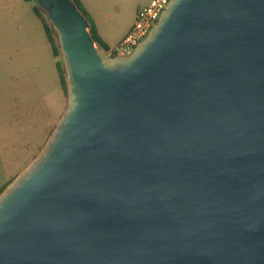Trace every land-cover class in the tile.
Listing matches in <instances>:
<instances>
[{
  "label": "water",
  "instance_id": "1",
  "mask_svg": "<svg viewBox=\"0 0 264 264\" xmlns=\"http://www.w3.org/2000/svg\"><path fill=\"white\" fill-rule=\"evenodd\" d=\"M37 2L67 103L0 191V264H264V0H170L115 57Z\"/></svg>",
  "mask_w": 264,
  "mask_h": 264
},
{
  "label": "rangeland",
  "instance_id": "2",
  "mask_svg": "<svg viewBox=\"0 0 264 264\" xmlns=\"http://www.w3.org/2000/svg\"><path fill=\"white\" fill-rule=\"evenodd\" d=\"M33 7L58 46L37 0H0V191L37 155L67 103L56 69L60 50L53 55Z\"/></svg>",
  "mask_w": 264,
  "mask_h": 264
},
{
  "label": "crops",
  "instance_id": "3",
  "mask_svg": "<svg viewBox=\"0 0 264 264\" xmlns=\"http://www.w3.org/2000/svg\"><path fill=\"white\" fill-rule=\"evenodd\" d=\"M102 41L112 47L133 25L136 11L150 0H80Z\"/></svg>",
  "mask_w": 264,
  "mask_h": 264
},
{
  "label": "built area",
  "instance_id": "4",
  "mask_svg": "<svg viewBox=\"0 0 264 264\" xmlns=\"http://www.w3.org/2000/svg\"><path fill=\"white\" fill-rule=\"evenodd\" d=\"M170 0H150L140 7L135 14L130 30L114 46L109 47L106 54L110 57L130 55L136 45L142 41L156 25L159 17Z\"/></svg>",
  "mask_w": 264,
  "mask_h": 264
},
{
  "label": "trees",
  "instance_id": "5",
  "mask_svg": "<svg viewBox=\"0 0 264 264\" xmlns=\"http://www.w3.org/2000/svg\"><path fill=\"white\" fill-rule=\"evenodd\" d=\"M25 1H29V0H25ZM72 1L76 5L78 10L82 13V15L85 17V19L87 21V25H88L87 26L88 31H89L90 35L92 36V38L94 39L96 46L107 51L109 47L100 38L98 31H97V28L95 26V23H94L92 17L90 16V14L84 8L82 2L80 0H72ZM32 10H33L34 14L41 20L45 34H46V36H47V38L51 44L52 53L54 56H56L59 53V45L58 46L56 45L55 39L53 38V36L51 34V30L49 28V25L46 23V21L42 17V15H41V13L37 7H33ZM56 69H57V72L59 73L58 75H59V82L61 84V88L66 93V74H64L65 71H64L63 67H61V62H58V61L56 62ZM4 187H5V185L3 186V188Z\"/></svg>",
  "mask_w": 264,
  "mask_h": 264
}]
</instances>
